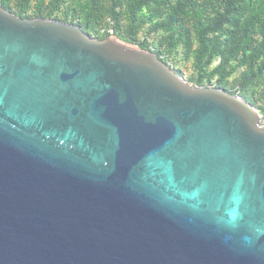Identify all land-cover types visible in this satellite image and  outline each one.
Returning a JSON list of instances; mask_svg holds the SVG:
<instances>
[{
    "label": "water",
    "instance_id": "water-1",
    "mask_svg": "<svg viewBox=\"0 0 264 264\" xmlns=\"http://www.w3.org/2000/svg\"><path fill=\"white\" fill-rule=\"evenodd\" d=\"M0 264H264V120L0 6Z\"/></svg>",
    "mask_w": 264,
    "mask_h": 264
},
{
    "label": "trees",
    "instance_id": "trees-1",
    "mask_svg": "<svg viewBox=\"0 0 264 264\" xmlns=\"http://www.w3.org/2000/svg\"><path fill=\"white\" fill-rule=\"evenodd\" d=\"M22 18L152 51L188 83L238 95L264 120V0H0ZM109 31H112L110 34Z\"/></svg>",
    "mask_w": 264,
    "mask_h": 264
},
{
    "label": "rangeland",
    "instance_id": "rangeland-1",
    "mask_svg": "<svg viewBox=\"0 0 264 264\" xmlns=\"http://www.w3.org/2000/svg\"><path fill=\"white\" fill-rule=\"evenodd\" d=\"M186 68L182 67V72H183V77L186 79L187 76H189L190 74V71H189V68H187V66H185Z\"/></svg>",
    "mask_w": 264,
    "mask_h": 264
},
{
    "label": "built area",
    "instance_id": "built-area-1",
    "mask_svg": "<svg viewBox=\"0 0 264 264\" xmlns=\"http://www.w3.org/2000/svg\"><path fill=\"white\" fill-rule=\"evenodd\" d=\"M110 32V34H112V31H109Z\"/></svg>",
    "mask_w": 264,
    "mask_h": 264
},
{
    "label": "bare ground",
    "instance_id": "bare-ground-1",
    "mask_svg": "<svg viewBox=\"0 0 264 264\" xmlns=\"http://www.w3.org/2000/svg\"><path fill=\"white\" fill-rule=\"evenodd\" d=\"M112 46H113V44H112Z\"/></svg>",
    "mask_w": 264,
    "mask_h": 264
},
{
    "label": "flooded vegetation",
    "instance_id": "flooded-vegetation-1",
    "mask_svg": "<svg viewBox=\"0 0 264 264\" xmlns=\"http://www.w3.org/2000/svg\"><path fill=\"white\" fill-rule=\"evenodd\" d=\"M9 11V10H8Z\"/></svg>",
    "mask_w": 264,
    "mask_h": 264
}]
</instances>
